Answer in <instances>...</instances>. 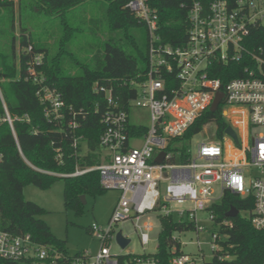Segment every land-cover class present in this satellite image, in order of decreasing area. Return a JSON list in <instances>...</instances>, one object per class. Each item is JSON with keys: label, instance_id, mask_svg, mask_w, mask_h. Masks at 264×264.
Masks as SVG:
<instances>
[{"label": "built area", "instance_id": "1", "mask_svg": "<svg viewBox=\"0 0 264 264\" xmlns=\"http://www.w3.org/2000/svg\"><path fill=\"white\" fill-rule=\"evenodd\" d=\"M125 6L148 29V68L142 79L130 81L135 96L128 104L120 103L111 88H94L104 91L107 98V108L101 115V162L59 174L77 176L97 170L102 187L120 192L108 224L102 227L94 222L89 226L99 246L94 252L85 249L69 254L68 248L61 250L35 242L28 233L14 234L0 227L3 264H159L155 254H114L110 243L116 240L119 244L117 232L129 238L114 230L116 224L127 220L139 223L144 217L145 222L136 224V230L142 244L149 242L148 234L154 225L147 221V214L156 213L161 225V216L172 217L169 203L173 200L193 203L188 210L175 211L180 217L177 221L193 222L198 236L206 230L200 224V214L207 212L213 223L212 241L216 243L221 239L220 225L231 227L232 220L228 217L215 221L211 209L217 202L212 197L215 184L221 188L219 200L226 190L236 194L250 205L238 209L237 215L247 218L255 229L264 228V50H249L243 43L250 27L264 24V0H195L188 8L186 38L176 45L162 42L157 33V11L148 5V0H128ZM241 57L248 64L239 77L224 81L212 75L223 64L238 62ZM35 59L39 61L40 57ZM35 81L41 79L35 77ZM219 91L222 97L217 108L211 110ZM36 95L49 120H62L68 108L72 116L68 125L74 129L79 124L76 115L85 117L67 107L54 87H41ZM0 100L4 108L0 122L6 121L14 133V118L8 112L1 88ZM132 106L149 111L150 124L144 134L130 130ZM206 110H219L227 126L235 131L237 141L225 130L227 126L218 135V127L211 121L206 124L212 125L213 132L197 144L195 153L189 146L190 139L187 160L173 161L180 151L168 149L172 139L182 136ZM137 140L140 143L135 145ZM78 141L74 138V148ZM161 151H165V156L157 162L155 157ZM161 181L166 182L164 194ZM197 245H201L199 239ZM171 251L169 264H199L198 258L175 252V247Z\"/></svg>", "mask_w": 264, "mask_h": 264}, {"label": "trees", "instance_id": "2", "mask_svg": "<svg viewBox=\"0 0 264 264\" xmlns=\"http://www.w3.org/2000/svg\"><path fill=\"white\" fill-rule=\"evenodd\" d=\"M90 0H0V88L13 121L12 132L6 121L0 122V227L28 233L36 242L66 250L65 241L52 234L40 218L46 209L26 200L24 185L31 183L48 189L57 180L64 186L67 208L79 211L80 196L103 193L97 170L77 176H59L101 162L99 145L102 135V113L107 108L104 91L112 89L120 103L128 104L135 90L131 80L142 79L148 68V29L125 5L128 0H101L99 13L86 5ZM195 0H148L157 11V33L162 42L182 43L188 29V8ZM90 10V12L88 11ZM134 26L146 30L140 43ZM249 50H264V24L250 27L243 40ZM39 56L37 61L35 58ZM248 60L229 62L213 76L227 81L242 75ZM32 70L34 72H32ZM35 77L41 81H35ZM56 88L67 107L82 112L76 115L78 126L72 129L69 109L62 120L45 117L44 106L36 95L41 87ZM4 108L0 100V116ZM215 122L221 135L227 122L219 110H206L180 136L173 138L168 149L179 150L173 161H186L190 139L208 122ZM135 134L146 133L142 125H130ZM79 141L76 148L72 142ZM250 205L229 190L211 206L215 221L228 218L230 207ZM158 249L159 264H169L172 247L181 252L174 231L191 230L193 222L161 216ZM232 226L220 225L221 239L213 257L204 264H264V228L255 229L242 216L231 217ZM5 261L0 260V264Z\"/></svg>", "mask_w": 264, "mask_h": 264}, {"label": "rangeland", "instance_id": "3", "mask_svg": "<svg viewBox=\"0 0 264 264\" xmlns=\"http://www.w3.org/2000/svg\"><path fill=\"white\" fill-rule=\"evenodd\" d=\"M101 0H90L87 2V7L95 14L99 13L98 2ZM90 10H88L90 12ZM133 32L136 39L142 43L145 39L146 30L143 27L134 26ZM130 122L134 125L149 126L150 114L148 109L140 106H132L129 112ZM213 132L212 125L206 124L203 130L195 134L191 138L189 144L193 154L196 151L198 143L206 141L207 137ZM133 141V140H132ZM140 140L134 141L137 145ZM227 147L230 144L227 143ZM23 195L26 200H30L41 204L46 213L41 215L43 219L50 227L52 234L57 238L65 241L66 244L75 245L74 248H68L67 252L73 254L82 250L96 251L99 246V241L91 234L89 226L97 222L100 226L104 227L108 224L111 212L116 205V201L119 198L120 192L116 189H106L103 193L86 194L85 204L79 211H75L72 207L67 208L64 203V186L62 180H57L51 184L48 189H41L31 183H26L24 186ZM166 182L161 181V192L165 193ZM221 193L219 184L213 186L212 197L219 201L218 197ZM193 206L191 201L178 202L173 200L169 203L170 209L173 211L172 218L179 220L176 209L188 210ZM156 213L151 212L147 214L148 222L153 223L154 227L149 232V242L142 244L139 236V232L136 230V224H142V220L137 223L136 220L122 221L114 226L115 231H121L124 235L128 236L131 240L128 245L121 249L116 240L111 241L110 249L114 254L131 253L140 255L141 253L156 254L159 242L160 222L155 218ZM200 217L203 219L200 224L206 228L205 231L196 234L195 230L174 231L172 234L178 238L181 243V252L190 255L191 257L198 258V263H208L213 257V249L218 247L217 243L212 241V220L207 217V212H201ZM146 220V219H145ZM201 241V245L198 248L197 241Z\"/></svg>", "mask_w": 264, "mask_h": 264}, {"label": "water", "instance_id": "4", "mask_svg": "<svg viewBox=\"0 0 264 264\" xmlns=\"http://www.w3.org/2000/svg\"><path fill=\"white\" fill-rule=\"evenodd\" d=\"M216 98L212 104V107H211V110H215L217 108V105L222 97V93L219 91L217 92L216 94ZM233 138L234 140L237 141V136H236V133L234 130H232V128L230 126H227L226 129H225ZM165 156V151H161L156 157H155V161L157 162H162L163 158ZM80 201L81 203L85 204V195H81L80 196ZM238 214V209L234 206L230 207L227 212L225 213L226 216L228 217H236ZM117 236V241L119 242L120 246L121 247H126L128 245V243L130 242V239L129 238H125L123 236H121V233L120 232H117L116 234ZM66 247L67 248H74L75 245L73 244H66Z\"/></svg>", "mask_w": 264, "mask_h": 264}]
</instances>
